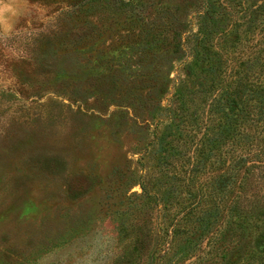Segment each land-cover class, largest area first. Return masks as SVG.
Here are the masks:
<instances>
[{
	"label": "rangeland",
	"instance_id": "obj_1",
	"mask_svg": "<svg viewBox=\"0 0 264 264\" xmlns=\"http://www.w3.org/2000/svg\"><path fill=\"white\" fill-rule=\"evenodd\" d=\"M257 82L264 0H0V264H264V216L194 206L264 149Z\"/></svg>",
	"mask_w": 264,
	"mask_h": 264
},
{
	"label": "trees",
	"instance_id": "obj_2",
	"mask_svg": "<svg viewBox=\"0 0 264 264\" xmlns=\"http://www.w3.org/2000/svg\"><path fill=\"white\" fill-rule=\"evenodd\" d=\"M258 86L264 87L261 82H257ZM240 97V101L236 98V94L228 93V100L230 101L229 104L231 105L230 109L226 112L225 111V121L226 122H234L236 123V115L238 112L243 113L245 111L244 105V94L242 92L237 93ZM231 118L233 120H231ZM226 127V126H225ZM229 125H227V128ZM225 128V129H227ZM218 138V137H217ZM216 138V139H217ZM210 139L211 143H215V145H220L223 141V138L217 140ZM227 139V137L225 138ZM214 140V141H213ZM210 143V144H211ZM213 152L212 149H208V154ZM218 156H222L219 154ZM240 165L236 168H229L226 167L225 164H220L218 167L219 173L217 174L215 179V187L218 188L221 192H223L222 196H218L221 200L220 202L217 201L216 193L211 188L212 182L207 186L205 189L204 186H199L195 189V196L197 202L194 203V206L197 207L200 204L205 202L207 195H209L208 199V212L206 219L201 217L204 220V226L202 227L201 234L205 237L208 235L210 238L217 239L218 235L213 232L215 230H220L222 233L224 230L220 227L221 222L220 218L225 217L228 220L225 223V226L230 228L231 236L236 237L237 241H240L244 238L246 231L253 227H259L262 225L259 220L263 219L264 216V198L260 199H252V193L254 191L253 185L255 183H261L263 181L262 178L259 177V173L264 175V149H262L259 154H247L245 157H241L238 161ZM261 167L262 169L260 172L256 173V168ZM219 192V193H221ZM255 193V192H254ZM233 197L232 201L228 203V200H224L226 196ZM254 196V195H253ZM228 198V197H226ZM207 218H210L209 220ZM213 218V220H211ZM222 221V220H221ZM219 222V225H218ZM212 235V236H211ZM169 240H166L167 247L163 248L164 253L168 254L169 249L171 248L172 238L171 235L168 237ZM153 264H156L155 262Z\"/></svg>",
	"mask_w": 264,
	"mask_h": 264
}]
</instances>
